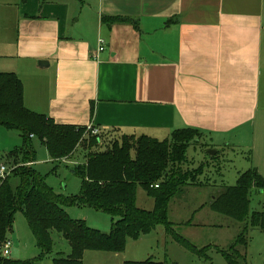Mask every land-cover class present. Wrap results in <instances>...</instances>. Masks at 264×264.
I'll use <instances>...</instances> for the list:
<instances>
[{
    "label": "crops",
    "instance_id": "obj_1",
    "mask_svg": "<svg viewBox=\"0 0 264 264\" xmlns=\"http://www.w3.org/2000/svg\"><path fill=\"white\" fill-rule=\"evenodd\" d=\"M0 72L20 78L26 108L58 124L157 140L189 127L210 145L250 135L255 153L264 0H0ZM121 254L85 251L82 263L135 261Z\"/></svg>",
    "mask_w": 264,
    "mask_h": 264
},
{
    "label": "trees",
    "instance_id": "obj_2",
    "mask_svg": "<svg viewBox=\"0 0 264 264\" xmlns=\"http://www.w3.org/2000/svg\"><path fill=\"white\" fill-rule=\"evenodd\" d=\"M0 126L18 130L22 138L20 146L1 157L9 158L12 164L36 160L33 136L44 146L52 163H60L80 148L85 155L84 163L73 169V173L81 178V189L72 197L56 193L46 184L44 176L29 166L22 168L19 164L11 171L0 184V245L6 239V232L12 229L14 213L20 211L35 237L40 255H51L53 264H83L85 251L121 253L128 239L137 240L158 224L164 225L166 233L180 245L193 253L200 252L175 233L174 225L168 220L169 200L185 186L202 184L196 180L203 165L180 172L181 164L187 160L190 142L202 135L197 129H177L163 140L146 135H121L119 140L110 141L104 148L101 147L106 141L104 133L92 135L85 126L58 124L52 118L26 108L22 81L13 72H0ZM12 175L16 179L9 182ZM138 186L154 200L151 210L136 206ZM221 188L212 196L211 210L242 224L239 234L221 254L228 264H246L248 231L259 228L264 232V206L249 214L250 194L254 189H264V178L252 167L241 172L234 185ZM70 206L107 213L111 217L110 231L102 232L89 227L84 220L70 218L66 211ZM53 231L67 241L65 246L69 249L63 254L52 255ZM0 264L38 262L0 256ZM123 264L164 262L148 258Z\"/></svg>",
    "mask_w": 264,
    "mask_h": 264
},
{
    "label": "rangeland",
    "instance_id": "obj_3",
    "mask_svg": "<svg viewBox=\"0 0 264 264\" xmlns=\"http://www.w3.org/2000/svg\"><path fill=\"white\" fill-rule=\"evenodd\" d=\"M103 137L106 141L101 147L104 148L110 141L120 138L114 134H105ZM163 138L165 137H160V140ZM235 138L229 137L225 140L218 139V141L214 139L216 145H210L202 135L191 141L186 152L187 160L181 164L180 172L185 173L203 165L196 180L202 184L185 186L168 202V220L174 225L173 230L194 247L200 249V252L193 253L186 249L166 233L164 225L158 224L154 230L142 235L137 241L127 240L121 257L127 256L129 260L142 261L150 256L157 261H163L164 264H228L221 251L228 249L241 231L242 224L212 211L209 206L210 201L212 196L222 190V186L234 185L241 172L255 165L261 164L264 167L263 135L259 134L255 137L256 147H258L255 153L250 150L251 146H248L251 142L250 135L249 137L242 135L240 141H236ZM32 140L37 161L31 162V164L26 162L17 165L21 164L22 168L29 166L39 171L44 176L46 184L52 187L56 193L67 197L79 194L81 178L72 170L77 164L84 163L83 150L80 148L73 154L71 159L76 161L73 165L55 164L49 162L47 151L35 136L32 137ZM21 143L22 138L18 130L0 126V158L20 146ZM209 150L215 151V153L211 155ZM7 161H9L7 165L10 166V172L0 181V184L17 166L12 164V160L9 158L0 159V164L7 163ZM14 175L10 177L9 182L16 179ZM136 206L146 210H151L154 206V200L146 195L141 186H138L136 191ZM263 206L264 189L252 190L249 214L262 210ZM67 212L70 218L84 220L91 228L106 233L111 229V217L102 211L89 207L70 206ZM189 223L193 225H186ZM5 237L12 243L9 249V258L15 260L34 259L38 264H53L51 255H40L35 237L20 211L14 213L12 229L6 232ZM52 238L54 241L52 255L66 252L64 243L67 241L56 231L52 232ZM245 260L246 264H264V232L259 228H252L248 231Z\"/></svg>",
    "mask_w": 264,
    "mask_h": 264
},
{
    "label": "built area",
    "instance_id": "obj_4",
    "mask_svg": "<svg viewBox=\"0 0 264 264\" xmlns=\"http://www.w3.org/2000/svg\"><path fill=\"white\" fill-rule=\"evenodd\" d=\"M103 49H104V43L102 39H99L98 40V51H102ZM95 57H97V55ZM86 131H88L92 135H97L99 133V131L93 128L92 126L86 127ZM28 164H31V162ZM9 172H10V166L7 165L6 163H1L0 164V181L3 180ZM10 246H11V241L5 239L0 245V256L8 257L10 253L9 252Z\"/></svg>",
    "mask_w": 264,
    "mask_h": 264
},
{
    "label": "water",
    "instance_id": "obj_5",
    "mask_svg": "<svg viewBox=\"0 0 264 264\" xmlns=\"http://www.w3.org/2000/svg\"><path fill=\"white\" fill-rule=\"evenodd\" d=\"M38 64L40 65V66H42V65H44V64H48L46 61H39L38 62ZM215 153V151H211V150H209V154H214Z\"/></svg>",
    "mask_w": 264,
    "mask_h": 264
}]
</instances>
